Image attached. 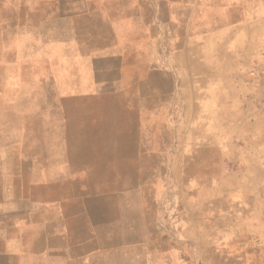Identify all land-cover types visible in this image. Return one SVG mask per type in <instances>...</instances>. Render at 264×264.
Instances as JSON below:
<instances>
[{
    "label": "crops",
    "instance_id": "1",
    "mask_svg": "<svg viewBox=\"0 0 264 264\" xmlns=\"http://www.w3.org/2000/svg\"><path fill=\"white\" fill-rule=\"evenodd\" d=\"M17 4L14 24L0 20V48L12 43L14 51L0 52V105L9 90L18 105L31 102L32 114L57 97L87 98L95 101L97 127L127 129L135 119L143 130L132 140L128 131H104L112 144L132 147L85 153L97 171L144 175L136 161L161 158L153 145L165 143L168 130L178 141L184 121L198 119L201 96L216 80L208 43L224 38L214 42L220 29H201L186 0ZM4 127L0 119V264H183L166 243L153 245L142 215L136 221L133 197L143 187L113 185L89 198L86 181L74 191L71 183L73 175L87 176L86 164L77 171L68 153L7 150ZM38 138L33 142L45 143Z\"/></svg>",
    "mask_w": 264,
    "mask_h": 264
},
{
    "label": "rangeland",
    "instance_id": "2",
    "mask_svg": "<svg viewBox=\"0 0 264 264\" xmlns=\"http://www.w3.org/2000/svg\"><path fill=\"white\" fill-rule=\"evenodd\" d=\"M186 1L201 29H220L213 33L214 42L224 38L222 45L208 43L207 48L216 80L201 96L198 119L184 121L179 129V140L173 142L168 130L162 137L166 142L151 150L161 152V158L136 161L144 165V175H104L106 170H96V159L84 158L97 150L101 155L132 147L112 144L104 131H128L130 140L143 132L135 119H129L127 129L97 127L95 101L87 98L57 97L49 108L41 103L40 112L32 114L31 102L18 105L9 90L0 105L1 131L9 134L2 146L68 153L75 170L87 165V176L73 175L71 183L74 191L80 179L86 181L89 198L113 185L143 187L133 197L136 221L142 215L153 245L164 248L166 243L181 254L183 264H264V0ZM20 2L0 0V20L14 24ZM12 47L0 48L1 54L10 57ZM22 107L29 110H18ZM33 132L41 137L33 138ZM37 138L45 143L33 142Z\"/></svg>",
    "mask_w": 264,
    "mask_h": 264
}]
</instances>
